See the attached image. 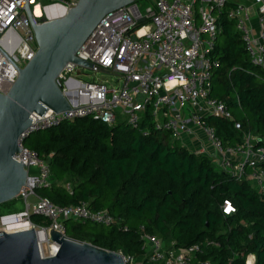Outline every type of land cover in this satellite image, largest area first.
<instances>
[{"label":"built area","instance_id":"obj_1","mask_svg":"<svg viewBox=\"0 0 264 264\" xmlns=\"http://www.w3.org/2000/svg\"><path fill=\"white\" fill-rule=\"evenodd\" d=\"M228 1L150 0L144 9L137 1L119 7L103 16L76 52L77 57L91 62L92 66L70 61L60 72L62 90L71 95V109L33 113L31 125L19 138L22 151L14 154L17 161H23L29 176L18 195L26 201L24 214L28 221L20 229L36 230L42 257L54 255L59 248L48 229L52 227L67 234L68 218L105 227H115L123 221L106 208L91 209L87 201L59 205L37 194L39 187L52 184V171L48 160L25 144L27 137L78 117H92L108 124L123 121L140 128L143 135L154 129L168 130L173 140L185 145L186 139L192 146L198 140L201 144L193 150L207 155L232 175L252 179L255 187L264 192V169L258 168V163L264 162V146L256 145L258 137L247 132L241 141L226 143L216 128L205 121L206 117L216 115L232 120L241 128L226 102L211 94L218 65L213 55L221 29L218 19ZM78 2L0 0V91L5 83L13 84L17 80L19 69L33 59L39 48L26 6L31 8L33 4L32 12L40 17L42 7L46 11L49 6L60 5L68 10ZM257 2V6L238 2L228 10V16L235 21L251 63L264 71V0ZM86 69L105 70L114 76L86 80L84 77L89 75ZM142 123L145 126L141 127ZM33 167L36 170L31 174ZM34 196L36 201L30 203V197ZM222 210L230 214L236 209L226 199ZM32 214L44 216L49 224L34 223ZM14 216H0V230L10 231L6 226ZM122 228L128 229V225L123 224ZM139 236L147 264H210L209 260L199 261L198 254L205 247L222 245L219 239L206 237L202 242L177 248L173 242L166 245L144 226L140 227ZM119 252L127 264H137L139 255ZM246 262L252 263L248 259Z\"/></svg>","mask_w":264,"mask_h":264},{"label":"trees","instance_id":"obj_2","mask_svg":"<svg viewBox=\"0 0 264 264\" xmlns=\"http://www.w3.org/2000/svg\"><path fill=\"white\" fill-rule=\"evenodd\" d=\"M235 5L229 0L218 19L221 29L213 52L218 65L211 94L226 102L241 128L216 115L205 121L226 143L241 141L251 132L258 137L256 145L264 146V71L251 63L235 21L228 16ZM25 144L51 167L52 184L39 187V196L59 205L87 201L93 210L106 208L123 218L115 227L68 218L69 236L142 255L139 231L144 226L177 248L206 237L222 242L220 247H205L199 261L248 264L247 257L253 254L255 261L250 264H264V192L249 178L232 175L207 155L173 140L168 130L143 135L140 128L123 121L108 124L78 117L32 133ZM258 168L264 169V162ZM15 198L0 204L10 207ZM226 199L235 212H223ZM31 220L49 224L39 214H32Z\"/></svg>","mask_w":264,"mask_h":264},{"label":"water","instance_id":"obj_3","mask_svg":"<svg viewBox=\"0 0 264 264\" xmlns=\"http://www.w3.org/2000/svg\"><path fill=\"white\" fill-rule=\"evenodd\" d=\"M135 2L79 0L68 10L61 6V14L47 8L46 15L40 17L26 6L39 48L33 59L19 69L17 80L5 83L0 91V203L17 197L29 179L23 161H17L14 154L22 151L18 142L32 123L31 115L71 109V95L62 90L60 72L70 61L91 67V62L76 56L80 46L106 13ZM48 232L59 248L54 255L42 257L33 227L0 230V264H127L117 250L75 239L52 227Z\"/></svg>","mask_w":264,"mask_h":264},{"label":"rangeland","instance_id":"obj_4","mask_svg":"<svg viewBox=\"0 0 264 264\" xmlns=\"http://www.w3.org/2000/svg\"><path fill=\"white\" fill-rule=\"evenodd\" d=\"M238 1H240V0H238ZM137 2L139 3L140 6H142V9H144V7L150 2V0H137ZM31 9L32 10L34 9L33 4L31 5ZM41 12H42L41 15H46L45 7L41 8ZM86 72L89 74V75H86L84 77V79H86V80L96 79V78H111L114 76V74L112 72L105 71V70L94 71L92 69H86ZM90 118H92V117H90ZM200 144H201V142L198 140H195L193 142V146L191 145V141H188V143H187V145H190L191 146L190 148H192V149L199 147ZM216 166H218V165H216ZM219 168H221V167H219ZM35 170L36 169L33 167L31 174H34ZM249 180H251L253 182L252 179L249 178ZM35 201H36V196L30 197V199H29L30 203H33ZM1 212H2V214L0 216L7 215V214H15V216L12 218L14 220L9 221V224L15 223L16 221H20V219L27 218V215L24 214L26 212V201L21 196H17L12 201V204L10 205V207H7L6 204H0V213ZM18 223L16 224L17 227H13V228H18L19 227ZM247 259L252 261V262L255 261V257L253 255H249L247 257ZM137 264H146L142 255L138 256Z\"/></svg>","mask_w":264,"mask_h":264},{"label":"bare ground","instance_id":"obj_5","mask_svg":"<svg viewBox=\"0 0 264 264\" xmlns=\"http://www.w3.org/2000/svg\"><path fill=\"white\" fill-rule=\"evenodd\" d=\"M49 11L52 13H57V14H61L62 13V9L63 7H61L60 5H52L49 6ZM64 11V10H63ZM14 219H12L11 221H13ZM18 223L19 227L18 228H13V227H17L16 224ZM15 223L10 224L9 226H6V229H10V230H15V229H20L21 227L26 226V219H20V221H16ZM15 224V225H14ZM12 225V226H11ZM252 260V259H251ZM252 262V261H250Z\"/></svg>","mask_w":264,"mask_h":264},{"label":"crops","instance_id":"obj_6","mask_svg":"<svg viewBox=\"0 0 264 264\" xmlns=\"http://www.w3.org/2000/svg\"><path fill=\"white\" fill-rule=\"evenodd\" d=\"M235 3H238V2H245V3H248V4H251V3H254V5H258L259 3L257 2V0H231ZM253 23L256 24V18L253 19ZM189 139H186V142L188 143ZM255 257V255H253Z\"/></svg>","mask_w":264,"mask_h":264}]
</instances>
